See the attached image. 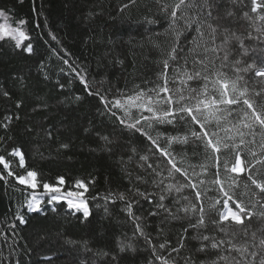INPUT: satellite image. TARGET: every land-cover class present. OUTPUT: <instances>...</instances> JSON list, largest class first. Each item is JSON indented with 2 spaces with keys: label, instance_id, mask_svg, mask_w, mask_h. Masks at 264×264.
<instances>
[{
  "label": "trees",
  "instance_id": "16d2710c",
  "mask_svg": "<svg viewBox=\"0 0 264 264\" xmlns=\"http://www.w3.org/2000/svg\"><path fill=\"white\" fill-rule=\"evenodd\" d=\"M175 2L0 0V10L9 18L8 23L27 21L21 27L31 37L33 45V53L28 54L22 48H15L12 40L0 41V124L7 122L5 117H12L7 129L0 127V137H3L0 154L12 161V170L17 175L24 174V169L18 166V157L7 155L13 147L22 148L27 168L37 170L42 179L50 183L60 175L65 176V189L76 179L95 181L89 184L86 193L91 215L84 219L64 201L49 204V194L43 193L42 187L37 190L38 195L42 194L41 209L29 211L25 201L32 190L18 184L14 177H8L6 181L0 179V264H165V259L168 264H213L220 255L239 258L231 250L208 248L199 251L201 241L195 238L197 235L224 237L210 224L206 231L198 232L189 227L195 224V218L176 211L187 203L180 199L181 196L191 197L192 190L173 191L164 201L176 214V219L163 210L157 211L158 197L133 196L130 189L138 188L148 193L159 191L153 185L152 170L139 167L140 156L148 154V163L154 167L159 164L157 171L164 169L165 176L166 158L157 159L148 153L146 139L119 123L117 116L121 113L101 115L100 101L95 95L88 94L84 84L69 69V65L78 72L83 69L81 74L85 75L89 90L108 93L109 99L119 98L118 93L132 94L137 87L152 88L162 83L158 79L162 61L168 58L167 53L174 44V33L169 25L171 6ZM163 5L169 6L167 10ZM209 5L212 17H221L219 22L224 27L242 36L244 49H247L246 54H242L244 49L239 42H232L229 59L233 63L229 75L233 74L232 69L243 68L249 63L264 67V21L253 24L243 16L245 11L250 13V0H209ZM200 7H204V0H187L182 11L193 15ZM229 12L233 14L228 15ZM177 14L179 16L180 12ZM250 15L255 17V14ZM210 22L217 21L212 19ZM177 23L183 28L182 21ZM195 28L193 24L182 32L179 47L185 52L196 36ZM237 60L239 64L235 63ZM169 65L168 75L172 78L173 62L169 61ZM240 75L247 82L249 98L264 101V96L253 95L264 91V78L256 77L252 71ZM175 79V83L170 79V89L182 87L179 77ZM191 86L197 87V84L191 83ZM4 91L9 93L8 97L3 95ZM76 96L81 99L76 100ZM17 102H21L19 108ZM17 115L19 119L15 118ZM136 115L133 110V118ZM237 119L233 113L221 123L230 127L228 121L236 122ZM48 130H51V138L47 135ZM149 131L154 137L158 132L175 136L184 133L185 129L183 126L174 129L170 125L153 124ZM97 133L110 138L112 143L107 147L111 151L104 150V142ZM262 136L264 132L257 129L256 143L249 145L257 154ZM62 144L69 147L63 148ZM160 144L165 147L164 139ZM170 151L176 156L177 166L189 172L190 165L205 163L203 148L192 141L186 145L174 142ZM0 172L6 173L2 165ZM137 177L142 179L137 180ZM259 178L264 179V176ZM238 180V193L245 192L247 183L248 196L256 193L257 198L264 199L247 176H240ZM168 182L179 186L186 178L177 173ZM109 193H125L133 200L132 215L125 201L115 197L106 201L104 197ZM213 194L209 191L208 196ZM176 200L180 203H174ZM208 203L210 201L205 199L206 210ZM152 212L157 214L151 215ZM18 214L23 215L24 223L19 221ZM133 216L139 220H134ZM136 223L141 225L144 236L137 234ZM262 227L264 219L253 216L250 232L257 231L258 237L264 235L258 231ZM119 241H131L135 251L119 252ZM181 243L183 247H180ZM161 244L165 245L163 249L159 247ZM219 264L225 262L219 261Z\"/></svg>",
  "mask_w": 264,
  "mask_h": 264
},
{
  "label": "snow or ice",
  "instance_id": "6c2138e0",
  "mask_svg": "<svg viewBox=\"0 0 264 264\" xmlns=\"http://www.w3.org/2000/svg\"><path fill=\"white\" fill-rule=\"evenodd\" d=\"M186 2L187 0H176L171 6L169 27L174 33V44L167 53L168 58L162 61V71L158 75V79L162 83L156 84L152 88L137 87L132 94L118 93L119 98L109 99L108 93L89 90L88 81L85 79V75L81 74L83 69L78 72L71 65H69V69L84 84L88 94L95 95L100 101L103 108L101 115L117 116V112L121 113L117 116L119 123L146 139L149 143L147 152L157 159L166 158L167 175L165 176L164 169L157 171L159 164L154 167L148 163L150 159L148 154L140 156L139 167L145 168L146 166L152 170L153 185L159 191L148 193L142 192L138 188L130 189L133 196L145 199L152 196L158 197L157 211L163 210L170 217L176 219V214L165 205L164 201L173 191L182 193L185 189L192 190L191 197L181 196L180 199L187 203L176 211L195 218V224H190L189 227L198 232L201 229L206 231L210 224L224 237L197 235L195 238L201 241L199 251L211 248L231 250L238 254L239 258L230 254L220 255L213 264H219V261H224L225 264H264V235L258 237L257 231L250 232V222L253 216L264 219V199L257 198L256 193L248 196L247 183L244 185L245 192L238 193L236 190L239 187L238 177L247 176L251 185L258 189L259 194L264 195V179L259 178L264 176V136L261 137L259 154L249 148V145L256 143L257 129L264 132V101L257 102L249 98L247 82L240 75L241 72L252 71L256 77L264 78V67L249 63L243 68L232 69L233 74L229 75L230 65L233 63L229 59L232 54L231 44L233 41H237L241 49H244L243 37L224 27L219 22L221 17H212L209 0H204V7L198 8L193 15L182 11ZM250 4V13L255 14V17L250 15L249 11L243 12V16L253 24L256 21H264V0H250ZM188 6L192 7L193 5ZM162 7L167 10L169 6L163 5ZM178 12H180L179 16ZM232 14L228 13V15ZM8 19L5 12L0 10V41L12 40L15 48H22L28 54L33 53L31 37L21 27L26 25L27 21L20 20L15 24L3 22ZM212 19L217 22H210ZM178 21H182L183 28L178 25ZM193 24L196 25V36L191 41V47L185 52L183 48L179 47V40L182 32L190 29ZM52 39L55 40L56 37L53 36ZM25 41L28 43L25 44ZM246 52L247 49H244L242 54H246ZM169 61H172L174 65L172 78L168 75ZM64 63L68 64V61L65 60ZM235 63L239 64L240 61L237 60ZM176 77H179L182 87L170 89V79L175 83ZM191 83L197 84V87H192ZM60 87L63 88L64 85L61 84ZM3 95L8 97L9 93L4 91ZM253 95L264 96V91L255 92ZM75 99L80 100L81 97L76 96ZM20 103L17 102L18 108ZM44 106L46 107V105ZM133 110H136L137 113L135 118H133ZM233 113L238 119L236 122L229 120L230 127H224L221 122L232 116ZM15 118L19 119V116L17 115ZM5 120L7 122L0 124V127L7 129L12 117L7 116ZM153 124L170 125L174 129L183 126L185 132L175 136H166L158 132L154 137L149 131L153 128ZM51 134V130H48L49 138H51ZM96 135L104 142V150L111 151L107 147L112 143L110 138L107 135L101 136L100 133ZM161 139H164L165 147H161ZM0 141H3V137H0ZM189 141L202 147L205 154V163L190 165L191 172L178 167L176 156L170 151L174 142L186 145ZM61 147L68 148L69 146L62 144ZM7 155L18 157V166L24 169V174L17 175L12 170V161L6 159L4 154H0V165L6 170V173L0 172V179L6 181L8 177H14L18 184L32 190L30 198L25 201L29 211L41 209L42 194L38 195L37 190L42 187L43 193L49 194V204L64 201L69 209L81 213L84 219L91 215L86 193L89 191V184L95 183L94 180L86 182L84 179H76L71 186L65 189L67 184L65 176L60 175L55 178V182L50 183L43 180L37 170L27 168L22 148L13 147ZM207 161H211V163H207ZM177 173L186 178L185 183L179 184V186L171 182L166 183L169 178H175ZM207 176L213 178H203ZM136 179L141 180L142 178L137 177ZM209 191L214 194L208 196ZM110 197L125 201L128 212L132 215L131 209L134 201L126 197L125 193H109V196L104 199L107 201ZM115 199L112 200L113 203H115ZM205 199L210 201L207 210ZM174 203L178 204L180 200H176ZM104 211L107 213V207ZM156 214L157 212L151 213V215ZM17 218L21 223L25 222L23 215L18 214ZM133 219L139 220L134 216ZM135 227L138 235H145L139 223H136ZM258 231L264 232V227ZM238 238L240 239L238 240ZM146 239L150 240V238ZM118 245L121 253L126 249L135 251L131 241H119ZM159 247L163 249L165 245L161 244ZM180 247H183V243ZM153 248L155 251V246ZM173 251L178 252V249H173ZM104 255L108 254L104 253ZM258 256L259 260H257ZM112 259L115 261L116 257L113 256ZM158 259L165 258L158 257ZM165 264H168L166 259Z\"/></svg>",
  "mask_w": 264,
  "mask_h": 264
},
{
  "label": "rangeland",
  "instance_id": "374dc122",
  "mask_svg": "<svg viewBox=\"0 0 264 264\" xmlns=\"http://www.w3.org/2000/svg\"><path fill=\"white\" fill-rule=\"evenodd\" d=\"M3 22H7V21H3Z\"/></svg>",
  "mask_w": 264,
  "mask_h": 264
}]
</instances>
